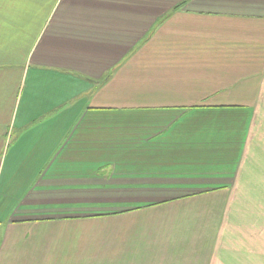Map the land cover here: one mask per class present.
Listing matches in <instances>:
<instances>
[{
  "label": "crops",
  "instance_id": "crops-1",
  "mask_svg": "<svg viewBox=\"0 0 264 264\" xmlns=\"http://www.w3.org/2000/svg\"><path fill=\"white\" fill-rule=\"evenodd\" d=\"M0 264H264V0H0Z\"/></svg>",
  "mask_w": 264,
  "mask_h": 264
}]
</instances>
